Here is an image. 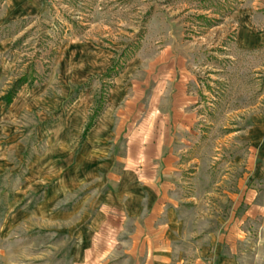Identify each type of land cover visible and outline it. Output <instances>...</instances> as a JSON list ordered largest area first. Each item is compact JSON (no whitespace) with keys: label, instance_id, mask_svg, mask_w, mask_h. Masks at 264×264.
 Here are the masks:
<instances>
[{"label":"rangeland","instance_id":"1","mask_svg":"<svg viewBox=\"0 0 264 264\" xmlns=\"http://www.w3.org/2000/svg\"><path fill=\"white\" fill-rule=\"evenodd\" d=\"M107 109L123 155L165 114L169 254L128 217L101 235L105 177L31 181L67 120L98 156ZM0 264H264V0H0Z\"/></svg>","mask_w":264,"mask_h":264},{"label":"crops","instance_id":"2","mask_svg":"<svg viewBox=\"0 0 264 264\" xmlns=\"http://www.w3.org/2000/svg\"><path fill=\"white\" fill-rule=\"evenodd\" d=\"M85 103L87 104L84 99H77L68 119L77 118L79 114L76 113V108L83 107ZM16 111L19 115L20 109ZM81 114L85 121L86 115ZM161 117L159 126H145V130L139 127L141 131L139 128L138 130L129 129L123 155L119 141L125 128L120 124L113 125L114 110L107 109L101 116L99 124L95 125L86 136L89 139L90 134L98 133L99 136L97 137L98 156L93 159H89L86 149L91 146V142H87L85 147H82L83 150L80 147V142L85 140L83 134L82 136L79 134L83 129H77L74 124L71 125L72 123L68 124L67 120V123L62 125L61 132H66L69 139L56 140L54 147H51L53 150L47 157L35 160L33 172L30 173L33 175L31 181H36L39 186H42L40 183L45 182L42 179H45L47 173L50 175V180L46 182L50 183V186L62 178L83 181L89 179L91 173L97 174L98 177H105L109 192L99 205V210L104 215L99 227L101 235L103 233L105 235L102 227H110V223H116V221L122 223L128 217L133 220L135 226L131 236L136 244L144 239V242L152 248L153 245H157L156 248L154 246L151 249V254L160 253V247L169 254L173 242L167 235L171 222L165 220V212H170L165 209V175L169 174L175 165H179V158H176L173 152L165 156V150L170 143H165V114L162 113ZM109 122L112 124L109 125ZM143 132L147 133L146 143H143L145 142ZM111 133H113V147L110 148L109 156L106 157L103 145L111 137ZM23 177V188H26L27 178L25 175ZM127 182L129 185H126ZM81 243L89 245L88 233L83 234Z\"/></svg>","mask_w":264,"mask_h":264},{"label":"trees","instance_id":"3","mask_svg":"<svg viewBox=\"0 0 264 264\" xmlns=\"http://www.w3.org/2000/svg\"><path fill=\"white\" fill-rule=\"evenodd\" d=\"M115 69V67H110L106 73V75H111V72ZM26 81V79L24 78H20L16 81L15 86L8 91V93L6 95L3 96V99H6L7 102H11L13 100L14 94L17 91V89L20 87V85H22L24 82ZM97 108L95 109V111L93 112V114L91 115L86 128L84 130V135H86L87 131L93 126V124L95 123L96 117L100 114L102 105L100 104V100L98 99L97 101Z\"/></svg>","mask_w":264,"mask_h":264}]
</instances>
